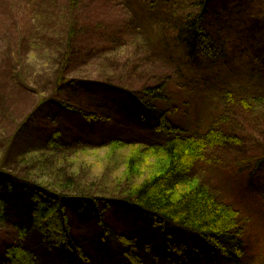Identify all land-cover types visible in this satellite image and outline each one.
I'll use <instances>...</instances> for the list:
<instances>
[{"label": "rangeland", "instance_id": "374dc122", "mask_svg": "<svg viewBox=\"0 0 264 264\" xmlns=\"http://www.w3.org/2000/svg\"><path fill=\"white\" fill-rule=\"evenodd\" d=\"M150 1L111 0V5L99 7L88 4L86 12L96 18V25L111 24L108 40L93 48L92 56L66 62L65 55L75 46L67 38L70 19L63 0H0V166L37 147L25 137L13 140V129L23 124L22 135L40 133L47 125L63 129L65 152L89 164L103 158L112 141L143 145L162 141L149 124L136 119L126 100L92 90L91 81L113 82L135 91L167 81L170 100L159 108L189 134L205 132L223 120L227 94L264 96V0L215 2L207 27L227 54L217 62L192 59L175 40L176 21L189 12L198 13V0H163L157 9L150 8ZM62 77L78 83L65 84ZM59 102L100 114L104 121L88 123L77 114L62 111ZM237 118L222 122L238 133L241 144L209 152L194 177L239 212L244 241L240 264H262L264 131L262 126H249ZM120 159L121 155H116L111 162H98L95 176L101 175L102 165L112 167ZM87 173L80 182L89 181ZM69 215L73 235L89 264H133L123 258L124 251L135 253L142 264H232L192 242L182 255L165 256L147 222L114 210L106 213V221L133 247L106 253L98 217L93 213ZM28 247L42 264H62L61 254L33 235ZM109 257L105 263L104 258Z\"/></svg>", "mask_w": 264, "mask_h": 264}, {"label": "trees", "instance_id": "16d2710c", "mask_svg": "<svg viewBox=\"0 0 264 264\" xmlns=\"http://www.w3.org/2000/svg\"><path fill=\"white\" fill-rule=\"evenodd\" d=\"M63 1L71 21L67 38L75 46L64 59L70 62L73 57L74 60L92 56L95 48L103 46L98 44L108 40L106 32L111 24L96 25V18L88 15L86 7L90 3L111 5V0ZM162 1L151 0L149 6L157 9V4L162 7ZM218 1L223 0H198V13L189 12L175 23L176 43L192 59L217 62L227 57L207 27L210 11ZM94 41H98L97 45ZM61 81L68 85L78 83L66 77ZM89 86L126 100L136 119L149 124L163 139L149 145L112 141L105 156L98 157L96 164H89L81 163L77 155L72 159L71 154L65 152L63 129L47 125L40 133L22 135L20 127L24 124L16 126L11 133L15 135L13 140L25 137L37 147L19 153L10 164L0 166V264H42L28 247L32 235L48 249L59 252L62 264H89L73 235L70 212L93 213L98 217L105 252L133 247L129 239L115 233L106 221V213L112 210L147 222L154 229L165 256L182 255L192 242L206 246L232 264H240L244 241L239 212L199 182L194 173L196 167L207 160L209 152L231 143L241 144L238 133L225 126L230 118L243 119L249 126H262L264 131V96L227 94L225 109L228 110L222 114L225 123L217 121L205 132L189 134L159 108L170 100L167 81L142 86L137 91L104 81H91ZM58 106L88 123L104 121L102 115L77 105L59 102ZM116 155H121L120 161L112 167L102 165L101 175L95 176L98 162H111ZM87 170V176L91 177L84 178L89 181L80 182ZM122 256L133 264H142L133 252L124 251ZM105 258L104 262L108 263L110 257Z\"/></svg>", "mask_w": 264, "mask_h": 264}]
</instances>
